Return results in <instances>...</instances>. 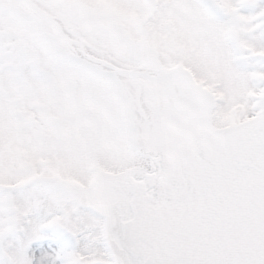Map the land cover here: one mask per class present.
<instances>
[{
  "label": "snow or ice",
  "instance_id": "obj_1",
  "mask_svg": "<svg viewBox=\"0 0 264 264\" xmlns=\"http://www.w3.org/2000/svg\"><path fill=\"white\" fill-rule=\"evenodd\" d=\"M0 264H264V0H0Z\"/></svg>",
  "mask_w": 264,
  "mask_h": 264
}]
</instances>
